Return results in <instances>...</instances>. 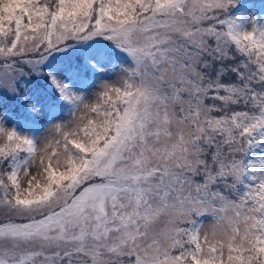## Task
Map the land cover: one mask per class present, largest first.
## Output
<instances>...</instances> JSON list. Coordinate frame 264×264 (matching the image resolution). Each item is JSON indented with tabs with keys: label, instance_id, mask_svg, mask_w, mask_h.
Instances as JSON below:
<instances>
[{
	"label": "snow or ice",
	"instance_id": "6c2138e0",
	"mask_svg": "<svg viewBox=\"0 0 264 264\" xmlns=\"http://www.w3.org/2000/svg\"><path fill=\"white\" fill-rule=\"evenodd\" d=\"M0 264H264V0H0Z\"/></svg>",
	"mask_w": 264,
	"mask_h": 264
}]
</instances>
